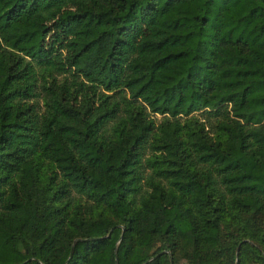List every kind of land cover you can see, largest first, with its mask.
I'll list each match as a JSON object with an SVG mask.
<instances>
[{
	"label": "trees",
	"instance_id": "1",
	"mask_svg": "<svg viewBox=\"0 0 264 264\" xmlns=\"http://www.w3.org/2000/svg\"><path fill=\"white\" fill-rule=\"evenodd\" d=\"M264 264V0H0V264Z\"/></svg>",
	"mask_w": 264,
	"mask_h": 264
},
{
	"label": "rangeland",
	"instance_id": "2",
	"mask_svg": "<svg viewBox=\"0 0 264 264\" xmlns=\"http://www.w3.org/2000/svg\"><path fill=\"white\" fill-rule=\"evenodd\" d=\"M178 264H189L187 259H181L179 260Z\"/></svg>",
	"mask_w": 264,
	"mask_h": 264
}]
</instances>
